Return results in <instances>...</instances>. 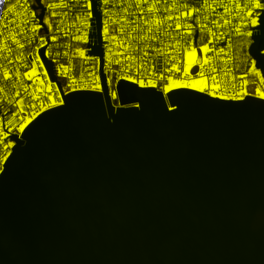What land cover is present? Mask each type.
<instances>
[{
	"label": "water",
	"instance_id": "obj_1",
	"mask_svg": "<svg viewBox=\"0 0 264 264\" xmlns=\"http://www.w3.org/2000/svg\"><path fill=\"white\" fill-rule=\"evenodd\" d=\"M63 119L0 189V264H264V108L201 103L158 127L121 116L119 136L101 125L99 101L77 100ZM69 148L85 160L75 176L80 188L103 181L110 190L108 204L82 203L74 226L62 218L78 199L69 190L72 174L61 171ZM25 172L57 175L50 187L35 177L31 185L54 226L44 248L34 243L32 217L16 203ZM173 236L179 243L166 246ZM20 241L28 244L23 255Z\"/></svg>",
	"mask_w": 264,
	"mask_h": 264
},
{
	"label": "snow or ice",
	"instance_id": "obj_2",
	"mask_svg": "<svg viewBox=\"0 0 264 264\" xmlns=\"http://www.w3.org/2000/svg\"><path fill=\"white\" fill-rule=\"evenodd\" d=\"M4 2L5 0H0V5ZM114 2H117V0H84V3H81V0H73V7L76 8L75 19L79 22V26L76 28L77 34L72 39L83 42L91 49V51H88L85 48L77 47L75 53L91 62L93 70L87 73V78L81 74L78 78L71 77L65 82L54 83L53 81L58 74L68 77V68L61 63L59 64V73H57V67L51 61L47 62L51 66L45 67L46 61L43 57H51L53 53L44 50V46L49 41H57L60 38L55 34H51L54 27L57 32L63 31L58 25H54L53 19L58 15H67L66 11L63 13L56 11L59 8L66 9L68 7L67 0H60L59 3L34 0L37 10H32V5L28 4V0H24V3L28 5L24 11L30 16V21L25 19L23 23H31L30 31L33 34L28 43L37 40V45L32 52L28 53L31 60L30 63L24 65L25 70L23 73L16 69L15 76L23 75L31 81L33 79L40 80L41 76L49 77L51 73L52 78L46 81L42 80L41 84H44L45 87L33 90L30 93L31 97L35 96L36 91L43 92L42 97L36 98L39 102H33L30 99L25 105L19 98L21 95L19 91L15 93L16 100L9 98L7 101L8 105L15 104L17 110L10 112L11 118L7 119L6 123L4 119L0 118V189L5 188L8 180L18 174L34 142L38 138L52 136L54 130L65 121L63 117L72 110L77 100L101 102L103 113L101 125L110 136H119L124 130L119 123V117L121 116L136 118L133 121L136 124L158 127L162 125V120H173L185 114L190 106L201 103L212 104L220 108H248L250 106L264 108V87L255 86L257 84L264 85V73L261 71V69H264V0H246L243 6L241 23L236 26L235 32L237 35L246 38L244 43L251 53L247 57L249 67L242 74L239 84H237V78L233 76L231 84H226L223 87L216 75L213 74L211 77L205 75L204 68L205 65L210 64V58L207 55L198 58V50L195 46L198 42H201L199 47L203 53L213 51L209 47L212 40L209 39L208 43H202L204 35L202 32L196 31L205 27L199 19L184 26L185 35L188 39L184 42L186 46L183 48L182 53L184 57L182 67L175 62H172L170 67H163V64L167 63L168 60L165 59L163 54H160L159 49H156L161 60L159 71L155 70V63L151 65L152 71L147 74L144 71V63L136 66L135 75L131 71L133 63L128 64L127 71L124 68H119L120 59L116 58L114 60L111 48L104 43L105 41L111 42L117 39L116 36L110 34L109 19L104 18L109 16L111 5ZM119 2L123 3V0H119ZM135 2L142 4L146 0H135ZM160 2L161 0H153L147 8V12H157V5ZM204 4L207 7V0H204ZM19 6L20 0H17V3L7 7V12L15 13ZM240 7L241 5L237 3L236 8L239 9ZM183 9L184 11L175 17L177 21L181 17L188 18L200 11L199 8L190 7L187 3L183 4ZM168 11V8L164 9L165 13ZM224 11L227 12L228 9L225 8ZM141 12H144L143 8H141ZM94 13L95 21H93ZM173 19L174 17L171 15H164L158 19H144L143 23L144 25H155V28L148 27L146 29L148 32H158L161 26ZM204 19L206 20L207 17H204ZM224 23L228 24L229 21L225 20ZM168 27L170 28L171 25L169 24ZM181 27L180 23L175 24L176 29ZM241 28L247 30L241 33ZM26 30L21 27L19 32L23 33ZM41 31L45 34L41 35ZM119 31L124 32V29L120 28ZM132 31L136 32L137 29L134 27ZM208 31L212 36L216 35L211 29ZM63 35L67 36L68 33L63 32ZM165 35H170V33L166 30ZM223 35L221 33L220 37L222 38ZM11 38L13 43L18 45L20 49L25 48V44L21 43L16 34H11ZM141 38L145 40L159 39L157 35ZM176 44L179 47L181 41L177 39ZM9 51L11 52L10 48ZM218 52L223 53L224 48L220 47ZM55 55L60 56L61 53L56 52ZM64 55L67 56L68 53L65 52ZM148 55V51L143 52L144 57ZM16 59H24L23 53L17 56ZM138 59L142 58L137 56L128 57L131 62ZM170 59L174 61L176 57L173 56ZM105 60L109 63L114 60L117 67L106 69ZM194 65H199L198 73L192 72ZM174 72H182V75L174 76ZM211 72L216 73L217 68L212 67ZM249 73L258 79H245L244 77H247ZM3 75L8 80L10 78L9 69L4 68ZM209 79L211 80L210 84ZM249 85H253L251 91H249ZM13 87H16V85ZM25 90L27 91V89ZM3 91V87H0V92ZM210 97L215 99H209ZM232 101L239 103H222ZM26 107L27 115L24 114ZM86 108L87 106L83 109ZM0 111L4 110L0 109ZM113 114L117 116L116 120H113ZM79 123L83 124V121ZM127 135L128 137H134L136 128H128ZM114 154L118 155V153ZM84 164L85 160L77 151L71 148L66 150V161L61 171L72 174L73 183L70 185L69 190L76 193L78 197L74 203L62 210V218L68 225L74 226L79 222L77 209L82 203L93 202L98 199L105 204L110 201V190L103 181H97L87 192L83 191L75 182V176L83 169ZM25 177L24 187L20 191L16 203L32 217L34 221V243L36 246L44 248L48 245V238L54 226L42 213L43 203L39 198L38 191L34 190L31 185L33 177H35V181L40 187H50L56 183L57 175L55 173L36 172L30 174L25 172ZM5 219V215L0 214V222ZM150 230L153 232L158 231L154 225L150 226ZM179 240V236L170 237L165 245H176ZM16 247L18 253L23 255L28 244L25 241H20L16 244ZM145 264H150V262L145 261Z\"/></svg>",
	"mask_w": 264,
	"mask_h": 264
},
{
	"label": "built area",
	"instance_id": "obj_3",
	"mask_svg": "<svg viewBox=\"0 0 264 264\" xmlns=\"http://www.w3.org/2000/svg\"><path fill=\"white\" fill-rule=\"evenodd\" d=\"M46 3L53 2L59 3L60 0H45ZM153 2V0H146L145 3L137 4L135 0H123V3L114 2L111 5V11L108 17L109 19V30L110 34L116 36L117 39L111 42L105 41L104 43L108 45L112 50V55L114 60L116 58L120 59L119 68H124L128 70V64L133 63L131 69L132 74H136V66L140 63H144L145 74L152 71L151 65L155 63L156 71H159L161 68L160 55L157 53L156 49L160 50V54H163L165 59L168 60L167 63L163 64V67L167 68L171 66L172 62L178 64V66L183 65V48L185 45V40L188 37L185 35L184 26L192 23L194 20L199 19L200 23L205 25L203 29H197L196 31L202 32L204 35V40L202 43H208L209 39L212 40V43L209 44V47L213 51L209 53H203L199 47L198 42V58H202L204 55H207L210 58V64L205 65L204 72L206 76L211 77V75H216L221 86L226 84L230 85L232 77L237 78V84L240 82V78L246 69L242 68V58L239 57L240 45L238 41L244 37L237 35L235 28L241 23V15L243 6L246 3V0H207V7H205L204 0H161L157 5L158 11L155 13H148L147 8ZM17 3V0H5L4 4L0 5V87H3L4 91L0 92V118L4 119L5 123L7 119L11 118V111H16V105H8L7 101L9 98L16 100L15 95L16 91L20 92V99L24 102L25 105L31 99L33 102H39L36 98L42 97L43 92L36 91L35 96L30 97V93L33 90H39L42 87H45L44 84H41V81H46L50 79L49 77H40V80L33 79L28 80L27 77L23 75L17 77L15 76V70L19 69L21 73L25 70L24 65L30 63L31 57L28 56V53L32 52L37 45V40H32L31 43H28V40L32 37L30 31L31 23L24 24L23 21L28 19L30 21V16L25 13L24 9L28 6L24 3V0H20V6L17 7L15 13H8L7 7L11 4ZM68 7L56 9L58 13L67 12L66 16L58 15L53 19L54 25H58L63 31L57 32L55 27L52 29L51 34H55L60 37L57 41H49L45 50L51 51L53 55L48 57L54 65L57 67V73H59V64L63 63L68 68V77L57 75L58 82H65L71 77H79L81 74L85 75L87 78V73L92 71L91 62L83 59L75 53L77 47L85 48L88 51L91 49L88 48V45L83 42H77L72 39V37L77 34L76 28L79 26V22L76 21V8L73 7V0H67ZM81 3H84V0H81ZM187 3L190 7L199 8L198 13L193 14L188 18L181 17L180 20H176L175 17L180 15L184 11L183 4ZM239 3L241 7L236 8V4ZM28 4L35 5L34 0H28ZM141 8L144 9V12H141ZM168 8L167 13L164 12V9ZM227 8L228 11L225 12L224 9ZM127 9V11H125ZM32 10H37L32 7ZM51 11V10H49ZM39 15V12H38ZM164 15H171L174 17L172 21H168L165 25L161 26L158 32H148L146 29L148 27L155 28V25H144V19L153 20L162 18ZM204 17H207L205 20ZM228 20L229 23L225 24L224 21ZM93 21H95V14L93 16ZM134 21V23H133ZM180 23L181 28L176 29L175 24ZM171 25L169 28L168 25ZM23 27L27 29L23 33L19 32V29ZM136 28L137 31L133 32L132 28ZM123 28L124 32H120L119 29ZM209 29L215 33V36H212L209 33ZM168 31L170 35H165V31ZM246 28H241V33L246 31ZM63 32H67L68 35L64 36ZM223 33V37H220V34ZM11 34H16L17 38L20 39L21 43L25 44L24 49H20L18 45L14 44L11 38ZM41 35L45 33L41 31ZM157 35L158 40H145L141 37ZM181 41V45L178 47L176 40ZM47 44V43H46ZM45 44V45H46ZM230 45V46H229ZM94 46V45H93ZM220 47L224 48L223 53H219L218 49ZM11 49V52L9 51ZM148 51L149 55L147 57L143 56V52ZM60 52V56H56L55 53ZM67 52L68 55L65 56L64 53ZM23 53L24 59L17 60L16 57ZM87 54V53H86ZM129 56H137L142 59H138L135 62L128 60ZM176 57L173 61L170 58ZM47 57V56H46ZM109 63L105 60V68L117 67L114 63ZM195 67L197 70L194 72ZM217 68L216 73L211 72V68ZM9 69L10 78L6 80L3 75V69ZM117 68V70H119ZM40 71V70H38ZM199 65H194L192 72L198 73ZM123 74V73H121ZM181 73H175L174 76H180ZM245 79L257 80L258 78L254 77L249 73ZM56 83V81H53ZM211 80L209 79V84ZM16 85V87H13ZM255 86L264 87V85L257 84ZM249 91L252 90L253 85H249ZM27 89V91L25 90ZM25 115H27V107L25 108Z\"/></svg>",
	"mask_w": 264,
	"mask_h": 264
},
{
	"label": "trees",
	"instance_id": "obj_4",
	"mask_svg": "<svg viewBox=\"0 0 264 264\" xmlns=\"http://www.w3.org/2000/svg\"><path fill=\"white\" fill-rule=\"evenodd\" d=\"M245 39L246 38H242L243 42ZM246 47H247V45L245 44V48L242 51V68L247 70V68L249 67V62H248L247 57L250 55H249L248 47H247V49H246Z\"/></svg>",
	"mask_w": 264,
	"mask_h": 264
},
{
	"label": "rangeland",
	"instance_id": "obj_5",
	"mask_svg": "<svg viewBox=\"0 0 264 264\" xmlns=\"http://www.w3.org/2000/svg\"><path fill=\"white\" fill-rule=\"evenodd\" d=\"M238 43H239V45H240L239 57L242 58V51H243V49L245 48V43L243 42L242 39H240V40L238 41ZM246 49H247V47H246Z\"/></svg>",
	"mask_w": 264,
	"mask_h": 264
}]
</instances>
